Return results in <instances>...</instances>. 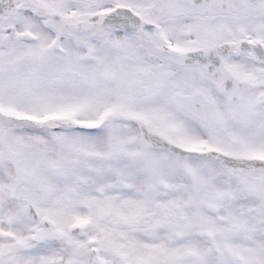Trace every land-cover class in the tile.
<instances>
[{
  "label": "snow or ice",
  "instance_id": "obj_1",
  "mask_svg": "<svg viewBox=\"0 0 264 264\" xmlns=\"http://www.w3.org/2000/svg\"><path fill=\"white\" fill-rule=\"evenodd\" d=\"M0 264H264V0H0Z\"/></svg>",
  "mask_w": 264,
  "mask_h": 264
}]
</instances>
